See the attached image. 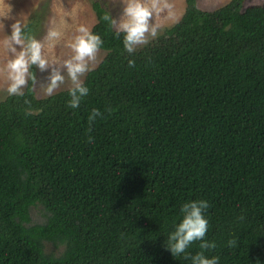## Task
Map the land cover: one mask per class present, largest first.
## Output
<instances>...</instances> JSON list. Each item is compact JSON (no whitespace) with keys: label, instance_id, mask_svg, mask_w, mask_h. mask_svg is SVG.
Instances as JSON below:
<instances>
[{"label":"trees","instance_id":"obj_1","mask_svg":"<svg viewBox=\"0 0 264 264\" xmlns=\"http://www.w3.org/2000/svg\"><path fill=\"white\" fill-rule=\"evenodd\" d=\"M91 4L105 54L79 107L68 88L37 97L31 82L0 100V264H190L164 240L191 199L208 202L215 247L189 254L264 264V2L185 0L133 53Z\"/></svg>","mask_w":264,"mask_h":264},{"label":"clouds","instance_id":"obj_2","mask_svg":"<svg viewBox=\"0 0 264 264\" xmlns=\"http://www.w3.org/2000/svg\"><path fill=\"white\" fill-rule=\"evenodd\" d=\"M160 10L158 0H122L119 17L114 18L105 13L103 19L114 26V35L122 37L124 50L133 53L137 47L147 44L150 38L157 37L160 25L153 22V16ZM0 17H3V13H0ZM0 27H3L2 20ZM9 28L10 31L4 32L0 38V52L4 54L0 75L3 77L6 93L24 96V88L29 82L35 86V66L41 72L48 70L45 82L41 83L46 96L52 95L67 77L70 81L67 104L72 109L78 108L89 92L81 77L95 66L97 52L103 44L101 36L89 26L78 25L75 33L64 41L70 54L58 60L52 50L63 36L60 27L53 24L46 31L44 41L47 42L48 55L44 54L45 42L30 34L24 21L14 19ZM128 64L134 65V60L129 59ZM97 117H102L101 111L92 108L87 117L89 124ZM208 207V202L204 199H191L181 203L173 229L164 240V246L173 257L188 256L190 264H219L218 256L205 255L203 251L195 254L186 251L193 241H199L201 249L215 247L214 241L204 239L208 229V219L204 213ZM228 243L231 245L234 241Z\"/></svg>","mask_w":264,"mask_h":264},{"label":"rangeland","instance_id":"obj_3","mask_svg":"<svg viewBox=\"0 0 264 264\" xmlns=\"http://www.w3.org/2000/svg\"><path fill=\"white\" fill-rule=\"evenodd\" d=\"M92 1L94 0H0V13H3V17H0V20L3 21V27H0V38L3 37L4 32L10 31L9 25L14 19H20L25 23L33 21L34 25L31 34L41 41H44L47 29L55 24V26L61 28L63 36L56 43L52 51L58 60L65 58L70 54V50L65 46L64 41L75 33L76 27L83 24L91 28L96 22V15L91 4ZM99 1L110 11L112 17H119L122 0ZM227 1L229 0H197V6L202 9H214ZM262 2L264 0H245V6L261 4ZM158 5L161 10L153 16V22L160 25L159 33L180 18L185 7V0H158ZM165 5H170V7H166ZM44 42V54L48 55L47 42ZM104 54V50H98L95 66ZM3 62L4 54L0 52V65ZM33 68L36 76V84L33 86L34 94L37 97H44L46 95L42 91L41 83L45 82L48 70L45 69L44 72H41L35 66ZM85 74L81 77L82 80ZM69 86L70 81L66 77L65 82L59 85L53 93L58 90L67 89ZM7 95L4 90L3 77L0 75V100L4 99ZM30 213L32 222H42L45 219L44 209L38 204L30 208ZM44 248L46 252H53L57 255L61 251L62 246L54 247L50 242H45Z\"/></svg>","mask_w":264,"mask_h":264}]
</instances>
